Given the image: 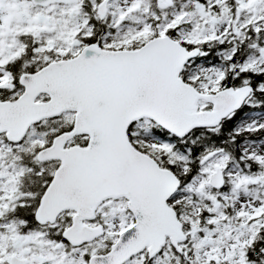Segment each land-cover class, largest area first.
<instances>
[{
    "label": "snow or ice",
    "instance_id": "obj_1",
    "mask_svg": "<svg viewBox=\"0 0 264 264\" xmlns=\"http://www.w3.org/2000/svg\"><path fill=\"white\" fill-rule=\"evenodd\" d=\"M0 264H264V0H0Z\"/></svg>",
    "mask_w": 264,
    "mask_h": 264
}]
</instances>
